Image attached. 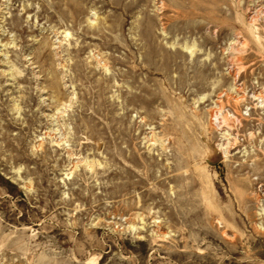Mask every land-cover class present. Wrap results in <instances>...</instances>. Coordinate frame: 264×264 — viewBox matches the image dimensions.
Returning a JSON list of instances; mask_svg holds the SVG:
<instances>
[{
  "label": "rangeland",
  "instance_id": "rangeland-1",
  "mask_svg": "<svg viewBox=\"0 0 264 264\" xmlns=\"http://www.w3.org/2000/svg\"><path fill=\"white\" fill-rule=\"evenodd\" d=\"M0 264H264V0H0Z\"/></svg>",
  "mask_w": 264,
  "mask_h": 264
}]
</instances>
